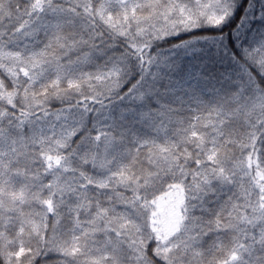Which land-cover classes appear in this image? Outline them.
I'll return each mask as SVG.
<instances>
[{"label": "snow or ice", "instance_id": "obj_1", "mask_svg": "<svg viewBox=\"0 0 264 264\" xmlns=\"http://www.w3.org/2000/svg\"><path fill=\"white\" fill-rule=\"evenodd\" d=\"M53 260L264 264V0H0V264Z\"/></svg>", "mask_w": 264, "mask_h": 264}, {"label": "rangeland", "instance_id": "obj_2", "mask_svg": "<svg viewBox=\"0 0 264 264\" xmlns=\"http://www.w3.org/2000/svg\"><path fill=\"white\" fill-rule=\"evenodd\" d=\"M188 38V37H187ZM185 38V39H187ZM165 47H168L167 45ZM182 68L186 71V72H192L194 74L199 75L200 72L202 71L203 68V62L201 59H199L198 57H194L191 54L184 56L183 54H181V56L179 57L178 61H177ZM86 70H92V69H86ZM135 83V81H131L129 83H127L123 89V91H126L127 88L131 87V85ZM51 217H50V221H51ZM49 264H55V261H50Z\"/></svg>", "mask_w": 264, "mask_h": 264}, {"label": "trees", "instance_id": "obj_3", "mask_svg": "<svg viewBox=\"0 0 264 264\" xmlns=\"http://www.w3.org/2000/svg\"><path fill=\"white\" fill-rule=\"evenodd\" d=\"M226 32L228 31V29L225 30ZM184 38H187V37H184Z\"/></svg>", "mask_w": 264, "mask_h": 264}]
</instances>
